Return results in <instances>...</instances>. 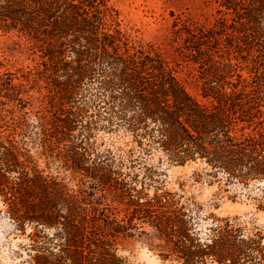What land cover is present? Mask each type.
<instances>
[{
  "label": "trees",
  "instance_id": "obj_1",
  "mask_svg": "<svg viewBox=\"0 0 264 264\" xmlns=\"http://www.w3.org/2000/svg\"><path fill=\"white\" fill-rule=\"evenodd\" d=\"M210 1L215 21H175L169 53L133 42L108 0H0V32L40 51L20 76L0 66V95L27 102L32 80L46 103L33 128L0 111V201L17 229L31 227L29 264H128L119 249L143 224L165 242L164 259L264 260L263 237L230 218L203 237V206L160 177L165 162H201L196 180H264V0ZM183 62L195 64L201 98L179 77ZM102 129H123L131 146L100 149Z\"/></svg>",
  "mask_w": 264,
  "mask_h": 264
},
{
  "label": "rangeland",
  "instance_id": "obj_2",
  "mask_svg": "<svg viewBox=\"0 0 264 264\" xmlns=\"http://www.w3.org/2000/svg\"><path fill=\"white\" fill-rule=\"evenodd\" d=\"M108 3L119 10L122 25L130 33L133 42L160 45L169 53H173L175 47V21L183 19L209 24L218 17V6L210 0H108ZM39 55L40 51L32 47L27 36L17 31L0 32L2 71L9 68L20 76L38 65ZM179 77L190 92L201 98L198 71L194 63L183 62ZM29 82L25 81L29 89L28 94L24 95L27 102L11 101L0 95V111L8 119H26L25 123L31 124L33 128L32 125L38 124L46 103H43L36 87L30 88L35 82ZM96 139L100 149H127L132 144L130 134L123 129H102L97 133ZM158 156V152H155L150 162H157ZM48 162L47 158H40L41 166L49 173L65 177L72 187H78L69 178L70 172L59 168L55 162L50 165ZM203 167L201 162L186 165H169L165 162L159 168L162 170L160 177L169 189H178L203 206L200 220L196 223V230L203 237L208 233L213 219L230 218L235 222V227H243L249 235L258 232L263 237L264 247V180H253L248 185L238 182L226 184L222 180L210 183L207 178L196 180L193 172L204 171ZM179 182L185 183L183 189L179 188ZM5 208L0 201V264H29L27 246L31 242L28 236L31 227L28 226L24 231L17 229L11 217L4 212ZM164 244L151 226L143 224L141 228L134 230L133 237L121 245L119 254L127 258L128 264H182L162 257ZM256 264H264V260Z\"/></svg>",
  "mask_w": 264,
  "mask_h": 264
}]
</instances>
